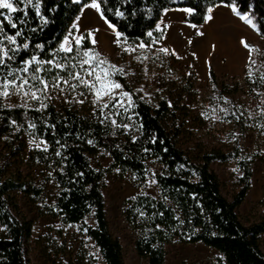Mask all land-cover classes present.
Instances as JSON below:
<instances>
[{"label":"trees","instance_id":"obj_1","mask_svg":"<svg viewBox=\"0 0 264 264\" xmlns=\"http://www.w3.org/2000/svg\"><path fill=\"white\" fill-rule=\"evenodd\" d=\"M90 1L93 0L78 3L74 0H32L31 3L11 0L16 12L0 9V27L8 35L21 30L18 45H29L28 49L21 48L14 60L8 61L11 68L23 67L21 61L33 55L40 60L51 59L81 6ZM95 1L100 5L101 16L134 42L152 44L147 34L167 9L188 8L193 12L187 21L202 24L207 8L219 3H234L241 15L249 17L253 29L264 37V0ZM9 21L17 27L12 28ZM36 45H43V48ZM82 46L94 51L87 39ZM153 56L166 57L158 51ZM100 59L109 60L102 55ZM7 71L9 69L5 68L3 74ZM38 75L47 78L45 71ZM262 75L264 54L257 60L247 61L241 78L219 80L214 71L209 70L203 106L215 125L219 124L214 129L217 135H223L222 123L230 127L232 135L246 131L264 134ZM116 78L123 90L132 95L135 106L128 111H125L127 99L124 107L118 104L113 107L116 101L109 99L91 111H83L73 106L58 109L47 100L43 101L47 105L43 109L9 105L0 97V136L8 137L7 153L0 163V264H30L25 249L32 235V222L19 210L11 195L14 190L39 202L38 215L59 218L66 224L84 223L91 218L93 223H84V229L97 247L103 264H124L121 243L109 230L100 180L105 173L120 170L131 172L137 181H143L147 177L148 162H156L162 168L155 175L158 195L135 196L125 213L130 225L139 233L136 251L147 264H165V246L171 243H202L218 251L227 264H264V203L260 220L248 226L241 222L236 212L251 187V164L258 155L241 147L237 136L228 151L204 149L198 155H188L176 143L180 133L178 114L168 105L166 94L155 93L153 103H149L123 77ZM30 83L36 82L30 80ZM180 83L184 92H195L190 79L180 77ZM242 84L254 103L252 117L233 98ZM104 103H109V107L101 114ZM111 120H115L116 125ZM31 124L35 127H30ZM30 128L47 144V150L32 149L27 158L35 165L52 169L54 189L49 197H45L42 185L27 181L21 173L12 178L1 177L4 165L20 149L22 134ZM99 153L111 158L110 165L101 170L95 169L89 159ZM232 158L236 160L240 175L228 199L210 163Z\"/></svg>","mask_w":264,"mask_h":264},{"label":"rangeland","instance_id":"obj_2","mask_svg":"<svg viewBox=\"0 0 264 264\" xmlns=\"http://www.w3.org/2000/svg\"><path fill=\"white\" fill-rule=\"evenodd\" d=\"M74 1L78 3L81 0ZM93 2L97 3L93 0L81 6L79 13L53 53L51 59L54 58L68 65L60 75L67 78L69 71L81 72L84 75L80 68V62L83 52L90 51L82 46L83 40L87 39L94 51L109 58L108 64L103 67L115 65L117 68L123 69V75L117 73L111 79L118 82L116 77H123L149 103H153L155 93L164 92L166 94L168 105L178 114L180 133L176 138V143L188 155H198L204 149L228 151L232 147L234 136H237L241 147L258 156L251 164L253 172L251 187L236 212L244 225L248 226L258 222L262 216L264 203V134L246 131L243 134L234 132L232 135L230 127L222 123L220 131L223 132V135H217L214 129L219 124L215 125L210 114L204 108L203 93L208 86L210 69L214 71L219 80L229 81L233 78H241L247 61L249 59L257 60L264 54V37L255 31L248 21L242 20L234 14L230 5L219 3L207 8L202 24H192L187 21L193 12L188 8H172L163 11L154 28L149 31L153 34L150 37L152 44L130 41L122 33L117 41L116 28L114 31L108 27L100 12L91 7ZM209 8L212 9L211 13L208 11ZM93 10L96 11L99 20L104 23L105 36L103 39L98 36L94 28L86 27L82 22V15ZM209 15L212 16V19L215 16L221 17L223 21L239 29L240 36L236 38V43L240 54L235 70L228 69L227 56L217 52L214 48H207L203 45L202 29L207 21L212 20L206 19ZM89 33L92 35L90 36ZM65 37L68 38L73 49L66 57L63 56L64 52H58ZM77 37H84L80 45L75 42ZM93 39L96 41L94 45ZM242 40L251 44L253 50L245 48L241 43ZM141 43L146 47H138ZM162 48L168 49V53L160 51ZM157 51L164 53L166 57L164 59L155 58L153 55ZM145 57L147 58L145 59ZM71 65H76V67L73 68ZM43 67L50 66L44 65ZM84 68L87 69L88 66L85 65ZM56 72L54 69L51 72H45L46 79L51 80ZM49 73L52 74L48 76ZM180 77L190 79L195 92H184ZM85 79L92 78L85 76ZM71 83L78 82L71 81ZM62 87H64L63 92L50 88L44 94L46 98L43 101L51 102L58 109L73 106L83 111H91L101 102L111 99L110 96H106L99 104H94V95L84 86L80 85L75 90L66 85H62ZM120 91V89L114 90L113 95H117ZM244 91L245 84H242L233 98L252 117L255 114L254 103ZM38 95L42 94L38 93ZM1 98L4 103L9 105L21 106L25 105V101H27L24 107H40L39 101L24 98L22 94H12ZM126 99L124 98V100ZM78 101H83V103ZM7 140V136H0V163L7 153ZM20 142V149L4 165L1 177L3 179L12 178L15 174L21 173L27 181L42 185L45 197H49L54 189L52 169L35 165L27 158L30 150L45 149L47 144L37 137L31 128L24 131ZM89 159L91 165L100 170L107 168L111 162L110 156L106 153L89 156ZM146 167L147 177L143 181H137L131 172L120 170L105 173L100 180L109 230L121 243L124 264H147L146 259L141 258L135 248L139 233L130 225L125 216L126 209L135 196L158 195V187L153 181H155V175L161 172L162 168L156 162H148ZM210 169L216 174L222 193L231 199L236 189L237 178L240 175L236 160L232 158L227 161H212ZM11 195L16 200L22 215L32 222V235L25 249L26 258L30 264H103L97 247L84 229V223H93L91 218L85 219L84 223L66 224L59 218L38 215L37 203L39 202L25 196L19 190L12 191ZM165 264L227 263L218 251L202 243H171L165 246Z\"/></svg>","mask_w":264,"mask_h":264},{"label":"snow or ice","instance_id":"obj_3","mask_svg":"<svg viewBox=\"0 0 264 264\" xmlns=\"http://www.w3.org/2000/svg\"><path fill=\"white\" fill-rule=\"evenodd\" d=\"M27 2L31 3L32 0H27ZM91 7L95 8L97 11L100 10V5L95 2L91 4ZM230 7L232 12L239 16L240 19L246 20L251 23L248 16L241 15L234 3L230 5ZM0 9H7L10 13H14L17 11V8L13 6L11 0H0ZM208 11L209 13H211L212 9L209 8ZM117 15H122V13H117ZM206 19L211 20L212 16L209 15ZM105 22L108 24V27L112 28L115 31L114 25H112L107 20ZM11 27L16 28L17 25L15 23H11ZM21 35V30H17L14 35H8L7 33H5L3 27H0V97L6 98L12 94H22V97L24 98L39 101L40 108L43 109L47 107V105L43 103V99L46 98V95L44 94H46L50 88L59 89L60 92H63L64 87H62V85H66L72 90H75L78 86L82 85L94 95V104H99V102L104 99V97L110 96L111 100L116 101V104H113V107H116L117 104L120 107H124V98H127L128 105V107L125 108V111H128V108L135 106L134 102L132 101V95L127 91H123V86L120 83L111 79V77L116 75L117 73L123 75V69L117 68L115 65H108V67H102L103 65L108 64V62L105 59H100V54L94 51H84L82 54L80 68L82 69L84 75H82L81 72L69 71L67 74V78H65L64 76H61L60 73L64 72L68 65L54 58L49 60H40L35 55H33L28 60L21 61L23 67L11 68V65L8 63V61L14 60L15 56L19 54L21 48L28 49L29 47L27 43H24L23 45H18L17 37H20ZM89 35L91 36L92 34L89 33ZM115 35L117 37V41H119L121 33L119 31H115ZM147 35L151 37L153 34L149 32ZM83 39L84 37L75 38L76 44L80 45ZM92 43L94 45L96 41L93 39ZM241 43L245 48H248L250 51L253 50L246 41L242 40ZM12 45H17V47H10ZM36 47L43 48V45H36ZM138 47L145 48L146 45L141 43L138 45ZM72 51L73 49L70 46V41L67 37H65L64 43L60 45L58 52H64L67 54L71 53ZM125 51H128V49H125ZM132 51H135V49H132ZM160 51L168 53V49L166 48H162L160 49ZM146 58L147 57H145V59ZM93 62H95V64ZM252 63L255 62L252 61ZM44 65H49L50 67L44 68ZM85 65L88 66L87 69L84 68ZM71 67L74 68L76 67V65H71ZM5 68H8L9 71H7L6 74H3V70ZM53 69H57L58 71L54 76H52L51 80H48L38 75V73H40L41 71L51 72ZM18 73H24L27 75L21 76ZM249 75L251 76V72L249 73ZM85 76L91 77L92 79H85ZM9 77H12V79H9ZM261 79L264 80V75L261 76ZM30 80L36 83H30ZM71 81H77L78 83H71ZM117 89H120L121 91L117 95H113L114 90ZM38 93H41L42 95H38ZM81 95H83V93H81ZM78 102L83 103V101ZM26 104L27 101H25V105H21V107L26 106ZM108 107L109 103H104L100 108L101 114H103L104 109ZM39 110L40 109H37V111ZM108 118L109 117H105V119ZM129 118L131 119V117ZM12 123H15V121H13ZM111 123L113 125H116L115 120H111ZM30 127L34 128L35 125L31 124ZM123 127L127 128L128 125H123ZM88 143L91 144L92 141H88ZM45 150L47 149L45 148ZM57 155H60V153L57 152ZM153 183H155V181H153Z\"/></svg>","mask_w":264,"mask_h":264},{"label":"bare ground","instance_id":"obj_4","mask_svg":"<svg viewBox=\"0 0 264 264\" xmlns=\"http://www.w3.org/2000/svg\"><path fill=\"white\" fill-rule=\"evenodd\" d=\"M101 21L95 10L85 12L82 15L84 26L94 28L98 36L103 39L105 36V26ZM202 30L203 45L207 48H214L217 52L227 56L229 60L228 69L231 71L235 70L240 54L236 43V38L240 36L239 29L223 21V18L215 16L211 21H207Z\"/></svg>","mask_w":264,"mask_h":264}]
</instances>
